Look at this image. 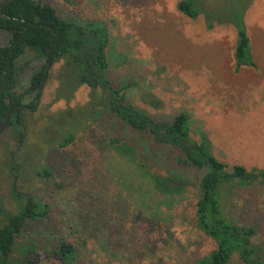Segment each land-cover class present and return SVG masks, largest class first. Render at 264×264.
<instances>
[{
    "label": "rangeland",
    "instance_id": "1",
    "mask_svg": "<svg viewBox=\"0 0 264 264\" xmlns=\"http://www.w3.org/2000/svg\"><path fill=\"white\" fill-rule=\"evenodd\" d=\"M38 1L51 3L64 18L104 21L108 76L116 87L127 85L126 98L136 106L157 120L187 112L193 138L205 135L217 158L264 170V0L200 1L208 10L218 8L219 20L249 5L244 19L255 66L241 67L234 60L236 27L216 21L209 30L203 13L190 18L177 9L180 0ZM35 58L27 50L17 60L18 92L28 87ZM61 63L51 66L39 103L25 112L23 142L12 136L22 130L18 125L0 138V225L5 212L22 211L27 194L50 203L44 218L25 224L8 264H27L26 257L34 264H62L53 253L61 238L76 246V264H194L216 246L196 225L201 172L166 160L175 149L150 158L148 140L114 116L84 124L91 90L62 88L56 76ZM33 100L31 94L25 102ZM68 134L75 139L61 148ZM113 137L136 144L137 160L152 171L185 174L182 193H156L137 166L112 148ZM13 163L19 166L17 189L26 193L21 197L12 189ZM45 168L53 175L37 174ZM224 200L226 215L254 226L253 239L264 250V184L227 190ZM103 232L111 239L109 250L91 238ZM228 264L243 263L235 255Z\"/></svg>",
    "mask_w": 264,
    "mask_h": 264
},
{
    "label": "trees",
    "instance_id": "2",
    "mask_svg": "<svg viewBox=\"0 0 264 264\" xmlns=\"http://www.w3.org/2000/svg\"><path fill=\"white\" fill-rule=\"evenodd\" d=\"M200 1L180 0L177 9L190 18L203 13L209 30L214 28L216 21L233 24L238 36L234 52L237 66H255L244 19L249 5L240 6L230 17L219 20V9L208 10L200 6ZM2 11L6 16L0 15V84L5 94L14 97L13 88L17 84L18 72L16 63L27 50L44 62L30 79L37 89L41 75L53 55L51 66L62 61L56 75L62 88L71 93V88L86 85L91 90L90 108L85 113L84 124L97 123L106 114L114 116L131 131L148 140L144 151L150 158H155L157 150L175 149L178 153L166 160L171 159L177 166L201 172L198 181L200 197L195 206L196 225L214 240L216 246L208 254L196 259L194 264H228L235 255L243 264H264V250L253 239L256 228L228 217L223 209L227 190L264 184L263 169H248L240 164L230 166L221 161L213 154L211 142L205 135L201 134L199 140L193 138L187 112H180L171 120H157L128 100L125 93L127 85L116 87L108 76L106 50L110 43V32L104 21L64 18L51 3L38 0H9L3 5ZM9 107L6 105L2 111L3 105H0V118L6 115ZM32 107H36L34 101ZM74 139L73 134H68L59 146L65 147ZM110 144L120 156L137 166L138 172L156 193L176 196L184 190L185 174L178 171H169V174L152 171L146 162L137 160L138 147L134 143L113 137ZM37 174L42 177L53 175L47 168L37 171ZM14 193L18 197L23 196L15 190ZM29 202L20 213L5 212L6 221L0 225V264H8L16 238L25 224L44 218L49 212L50 203L34 201L31 196ZM148 226L152 224L148 223ZM103 233L104 236L98 234L91 238L103 250H109L111 239L106 232ZM53 253L59 256L62 264H76L78 260V250L68 238H61ZM25 261L34 264L27 257Z\"/></svg>",
    "mask_w": 264,
    "mask_h": 264
},
{
    "label": "flooded vegetation",
    "instance_id": "3",
    "mask_svg": "<svg viewBox=\"0 0 264 264\" xmlns=\"http://www.w3.org/2000/svg\"><path fill=\"white\" fill-rule=\"evenodd\" d=\"M3 8V6H2ZM1 15V14H0ZM36 62V67L33 69L34 72L32 71V74L30 76V79L33 77L34 73L37 72L40 68V66L44 63L43 61H41L40 59H36L34 60ZM51 68V67H50ZM49 68V70H50ZM47 68L45 69V71L42 73L41 78H40V84L38 89L34 86L33 82L30 81L29 85L26 89L22 90L21 92H18L16 90L17 84L15 85V87L13 88L14 90V97H11L7 94H5L4 90L1 88V84H0V91L1 94L0 96L2 97V99H0V105H3V109L2 111H4V108L6 105H9V109L6 111V115L3 116L2 118H0V125H3L6 120L8 119V116L10 115L3 131H5L8 128H11L12 126L17 127L20 126L22 128V130L19 128V130L16 128V134L13 133L12 136L14 137L15 135H18L19 140H21L23 142V135H24V128H23V124L25 123V112L27 110H32V103L33 101L36 103V105L39 103V99L41 96V93L44 89L45 86V73H46ZM49 74V73H48ZM5 75L2 76V78H4ZM48 77V76H47ZM47 79V78H46ZM33 95L34 96V100L32 102H25V99L29 96V95ZM19 97V98H18ZM3 137V132L0 136V138ZM14 155V154H13ZM13 155L11 156L13 158ZM10 158V160L12 159ZM12 163V161H11ZM19 171V166H17L16 164L13 163V165L10 167L9 169V173L11 175V177L14 178V181H16V183L13 185V190L16 191V193H20V194H26L25 192H19V190L17 189V172ZM28 203L29 202V195H26ZM60 259V258H59Z\"/></svg>",
    "mask_w": 264,
    "mask_h": 264
},
{
    "label": "water",
    "instance_id": "4",
    "mask_svg": "<svg viewBox=\"0 0 264 264\" xmlns=\"http://www.w3.org/2000/svg\"><path fill=\"white\" fill-rule=\"evenodd\" d=\"M8 1H9V0H0V14H1L2 16H6V15L3 13V11H2V6H3L4 4H6ZM52 60H53V55L50 56V60H49V64H48V67H47V70H46V73H45V79H44V81L46 80V78H47V76H48L49 68L51 67V62H52ZM10 115H11V114H10ZM10 115L8 116V119H9ZM8 119L6 120V122H5L3 125H0V136H1L2 132H3V129H4V127H5V125H6L7 121H8Z\"/></svg>",
    "mask_w": 264,
    "mask_h": 264
}]
</instances>
